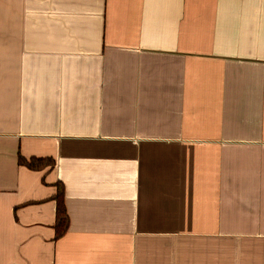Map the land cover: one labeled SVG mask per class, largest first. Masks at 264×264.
<instances>
[{
	"label": "crops",
	"instance_id": "obj_1",
	"mask_svg": "<svg viewBox=\"0 0 264 264\" xmlns=\"http://www.w3.org/2000/svg\"><path fill=\"white\" fill-rule=\"evenodd\" d=\"M0 264H264V0H0Z\"/></svg>",
	"mask_w": 264,
	"mask_h": 264
},
{
	"label": "trees",
	"instance_id": "obj_2",
	"mask_svg": "<svg viewBox=\"0 0 264 264\" xmlns=\"http://www.w3.org/2000/svg\"><path fill=\"white\" fill-rule=\"evenodd\" d=\"M19 164L34 171H43L47 168L53 169L55 161L52 158H30L27 159L22 155L19 156ZM57 202L56 213V238L63 237L69 230L70 219L65 205V188L63 184L57 185V194L55 197Z\"/></svg>",
	"mask_w": 264,
	"mask_h": 264
}]
</instances>
